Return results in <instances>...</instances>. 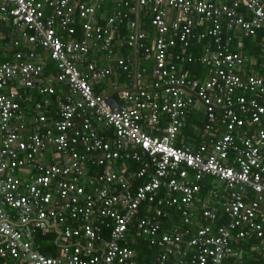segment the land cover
<instances>
[{
    "label": "built area",
    "instance_id": "2783aa9c",
    "mask_svg": "<svg viewBox=\"0 0 264 264\" xmlns=\"http://www.w3.org/2000/svg\"><path fill=\"white\" fill-rule=\"evenodd\" d=\"M106 1L0 0V264H145L131 235L151 264H243L233 245L250 239L264 258V37L259 69L241 41L264 29V0H109L100 24Z\"/></svg>",
    "mask_w": 264,
    "mask_h": 264
},
{
    "label": "crops",
    "instance_id": "0c3cea01",
    "mask_svg": "<svg viewBox=\"0 0 264 264\" xmlns=\"http://www.w3.org/2000/svg\"><path fill=\"white\" fill-rule=\"evenodd\" d=\"M41 1H45V0H41ZM86 2H89V0H86ZM112 10H113V8H112V4H111V2L108 0V1H106L105 2V4L103 5V8H102V10H101V12L99 13V15L100 16H98V23H103L104 22V18L105 17H107L108 15H111L112 14ZM46 11H47V13L49 14L50 13V10L49 9H46ZM102 15H103V18H102ZM248 39H251V40H249L248 41ZM257 39H258V36H255L254 38H243L241 41L242 42H244L245 40L247 41V42H250L249 43V47L247 48V49H245L246 47L244 46L243 47V51H244V53H246L247 55H250V57H251V60L253 61V62H255L256 63V61H257V58H259V55H260V53H261V46L259 47V50H258V52H257V50H255V45L257 44ZM0 42L3 44H9L10 43V39L5 35V33H3L1 30H0ZM259 44H260V42H259ZM243 45H244V43H243ZM256 52H255V51ZM131 52V51H130ZM121 53V52H120ZM0 55H1V61L3 60V61H7V60H10V58H11V55H12V50H10V49H7V48H2V50H1V52H0ZM116 55H117V52H116ZM132 57L134 58V52L132 51ZM91 58H94L95 60H96V62H97V66L98 67H100V68H109V69H111L113 72L116 70V67H115V62L114 61H110V62H107V61H105V60H103V59H99V58H97L96 56H93V57H91ZM139 71V70H138ZM120 76H122L124 79H125V76L124 75H120ZM132 76H134V74L132 73ZM114 78H118L117 76H115ZM120 79H121V77H120ZM124 79L122 80L123 82H124ZM132 79H133V77H132ZM126 80V79H125ZM133 81V80H132ZM117 82V81H116ZM122 83V82H121ZM106 82H103V81H101L100 83H99V88H97L96 90L97 91H102L103 89H105L107 92H109V90L106 88ZM116 85H117V87L118 88H121L122 86L119 84V83H116ZM117 88V89H118ZM112 91V90H111ZM114 91V90H113ZM34 93H35V91H34ZM34 93H32V95L33 96H36V94H34ZM35 99H36V97H34ZM201 116V114L199 113V111L197 112V110L195 111H193L190 115H189V118H187V122L189 123V124H191V125H194L195 126V121H196V119L197 118H199ZM198 129H200V127H198ZM197 133L195 132V131H190L189 133H187V135H196ZM118 167V169H115V171L116 170H119V172H121L123 169H126L128 172H130V171H134L135 169H133L132 167H130L129 166V163L128 164H121V163H116L115 165H113L112 166V168H117ZM102 173V171H98L97 172V175L98 174H101ZM135 181V179H132V183ZM139 181H135V183H136V185H135V187L139 184L138 183ZM142 211V210H141ZM162 227L163 228H165V229H168V230H171V228L173 227V226H176V225H178L179 224V221L177 220V218L175 217V216H173V217H169V218H166V219H162ZM195 228H196V226H192L191 227V232L193 233V231L195 230ZM39 238H42V240L43 241H41V242H46L47 244H52V243H50L49 242V240H47V238H44V236L43 237H37L36 239H35V241H37V244H38V239ZM138 240V237H135V236H133V235H131L130 236V242L128 243L129 245H130V247L132 248V246L131 245H136L137 244V240ZM251 240V239H250ZM259 241V240H258ZM134 242V243H133ZM139 242L140 243H143L145 246H146V249H147V253L145 254V258H147L148 259V261L147 262H140V261H138V259H137V255L135 254V256H136V260L139 262V263H146V264H148V263H151L152 261H153V257H154V255H155V252L149 247V245H148V243L144 240V239H142V238H139ZM248 242V241H247ZM40 244L41 243H39V247H40ZM248 245V248L246 249L245 248V246H247ZM249 244L248 243H244L243 245H241V247L240 248H237V247H234V251H236V252H241L242 254H244V256H245V260L247 259H250V258H255V257H253V254L251 253V251L249 250ZM53 248H55V249H53V250H56V247H53ZM255 254H256V256L258 257V258H260V260L263 262L264 261V258H263V256H260V255H258L257 254V252L255 251ZM257 261H259L257 258H255ZM228 264H230V262H228Z\"/></svg>",
    "mask_w": 264,
    "mask_h": 264
},
{
    "label": "trees",
    "instance_id": "16d2710c",
    "mask_svg": "<svg viewBox=\"0 0 264 264\" xmlns=\"http://www.w3.org/2000/svg\"><path fill=\"white\" fill-rule=\"evenodd\" d=\"M128 32H129V30H128L127 22H123L120 25V35L123 36V35L127 34ZM79 33H80V30H79V27H78L77 28V36H79ZM257 36H258V39H257V44L255 45V50H257V52H258L259 47H260L259 42L262 39V37H264V29L259 30L257 32ZM249 40H251V39H248V41ZM243 43H244V46L246 47L245 49H247L249 47V43L250 42H247L245 40ZM130 51L131 50H129V49L128 50L123 49L121 52L123 53V55H130V56H132V51L131 52ZM96 57L99 58L98 56H96ZM261 65H262V59H261V57H259V58H257V63H256L255 68L256 69H259V67H261ZM143 68L147 69L146 74L148 75L149 74V70L151 69V67L150 66H147V65H145L144 63L141 62L140 57H139V53H138V70L141 72V70ZM186 70L187 71H191L194 76H197V75H199L200 67H199L198 64H193V65L186 66ZM116 71L118 72L117 69L114 72H116ZM120 75H121L120 73H117L116 74V76L118 77L117 79L115 78V80L117 81V83H119L122 86V88H130L131 87V79L125 80ZM120 77H121V79H120ZM123 79H124V82L122 81ZM188 118H189V116H188ZM195 123H196L195 126H197V127H201L202 126V123H201V119L200 118H197L196 121H195ZM193 127H194V125H191V124H189L187 122V125H186V127L184 129V133L187 134L190 131H193ZM129 166L132 167L133 169H138L139 168V166L136 163H134V162H129ZM114 169H118V167L117 168H114ZM99 171H102V169H100ZM225 222L226 221H224V223ZM38 237H43V235L42 234H38ZM44 238H47V240H49V242L52 243V244H47L46 242H41L43 240H42V238H39L38 239V245H39V243H41L40 244V250H41V252L44 253V254H46V255H56L57 254L56 250H53V249H55L53 247H56V245H55V236L52 238L48 234V237L45 236ZM244 243H245V241H243L242 243H238L237 246L233 245V247L240 248L241 245H243ZM246 243H248L250 245L249 246V250L253 254V257L257 258L259 261H257L255 258H250L248 260L247 259L245 260V256L243 254V264H264V261L262 262L260 260V258H258L256 256L255 251L253 250L256 246H258V244L260 243V241H258L257 239H251V240H249ZM131 246H132L135 254L137 255L138 261H140V262H147L148 261V259L145 258V254L147 253L146 246L143 243H140L139 242V238L137 240V244L136 245L133 244ZM245 248L247 249L248 248V245L245 246ZM232 261H231V263H232ZM168 262H169L168 264H175L176 263V261H174V260L171 261V259H169ZM148 264H151V263H148Z\"/></svg>",
    "mask_w": 264,
    "mask_h": 264
},
{
    "label": "water",
    "instance_id": "95a60500",
    "mask_svg": "<svg viewBox=\"0 0 264 264\" xmlns=\"http://www.w3.org/2000/svg\"><path fill=\"white\" fill-rule=\"evenodd\" d=\"M134 59H135V64H134V69H133V84L132 87L129 90H136L137 87V81H136V74H137V54L136 51H134Z\"/></svg>",
    "mask_w": 264,
    "mask_h": 264
},
{
    "label": "bare ground",
    "instance_id": "6f19581e",
    "mask_svg": "<svg viewBox=\"0 0 264 264\" xmlns=\"http://www.w3.org/2000/svg\"><path fill=\"white\" fill-rule=\"evenodd\" d=\"M100 169H102V167L96 168V171H95V172H98ZM92 172H93V171L90 170V171H89V175H91Z\"/></svg>",
    "mask_w": 264,
    "mask_h": 264
}]
</instances>
